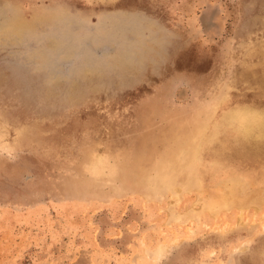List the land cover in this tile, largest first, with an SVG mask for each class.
I'll list each match as a JSON object with an SVG mask.
<instances>
[{"label": "rangeland", "instance_id": "rangeland-1", "mask_svg": "<svg viewBox=\"0 0 264 264\" xmlns=\"http://www.w3.org/2000/svg\"><path fill=\"white\" fill-rule=\"evenodd\" d=\"M262 121L264 0H0V264H264Z\"/></svg>", "mask_w": 264, "mask_h": 264}, {"label": "bare ground", "instance_id": "bare-ground-1", "mask_svg": "<svg viewBox=\"0 0 264 264\" xmlns=\"http://www.w3.org/2000/svg\"><path fill=\"white\" fill-rule=\"evenodd\" d=\"M261 124H264V121H262ZM258 133L261 134V135L262 134L264 135V131L263 130L259 131ZM188 144L190 145V147H189L190 148V151L189 152H190V155H191L190 160H192L200 152V147H199L198 143H196V141H194V140H192V141L190 140L188 142ZM171 174L172 173L166 174V176H168V177L161 178V181H159L158 183H153V186L156 188V190H161V188L164 187L166 189V191L168 190L169 192H172V195L175 197L178 194L179 191L176 190V189L175 190L172 189L173 188L172 186L174 185V181H175V176H172ZM233 193L230 192V193H228V194H226L224 196H221V199H222L221 202L219 203V200H218V204L217 205H214L212 203L213 207L215 208V206H218V205H222V206L228 207L229 205H231L232 202H233V199H234V197H232L233 196ZM218 196H220V195H218ZM214 198H216V197H214ZM216 201H217V199H216ZM213 207L211 208L208 205V209L209 210H214Z\"/></svg>", "mask_w": 264, "mask_h": 264}]
</instances>
